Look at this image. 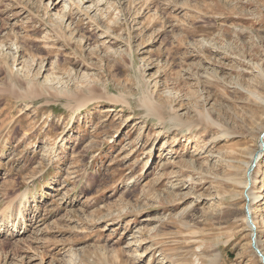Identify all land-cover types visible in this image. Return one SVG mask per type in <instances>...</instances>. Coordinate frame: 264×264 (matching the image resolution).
Instances as JSON below:
<instances>
[{"label": "rangeland", "instance_id": "374dc122", "mask_svg": "<svg viewBox=\"0 0 264 264\" xmlns=\"http://www.w3.org/2000/svg\"><path fill=\"white\" fill-rule=\"evenodd\" d=\"M263 132L264 0H0V264H261Z\"/></svg>", "mask_w": 264, "mask_h": 264}, {"label": "bare ground", "instance_id": "6f19581e", "mask_svg": "<svg viewBox=\"0 0 264 264\" xmlns=\"http://www.w3.org/2000/svg\"><path fill=\"white\" fill-rule=\"evenodd\" d=\"M46 148H45V151L47 152ZM49 150L51 152L53 150V148H51ZM256 150H257V152H256V155H255V158H254V153H251L250 161H248L246 163V170L244 171L245 184H244L243 192L246 190L245 193H243V196L245 198V208H246L244 220L246 221V225H247L250 233H252L254 231L256 232L258 230L257 222L252 217V209H251V206L253 204L254 198H253L252 193H251V188H252L253 183H254V179H253V176H252L253 174L252 173L254 171L253 168H254L255 163H256V158L258 159L260 156H264V146L260 143L259 140H258V145H257ZM248 182H249V184H248ZM247 218H249L251 220V224L254 226V229H252V227L250 226V223L248 222ZM17 225L18 224L16 222H13V221H11L10 223H7V226H9V228L11 229V231L14 230V228L17 229V227H16ZM23 226H24V229H27L28 228L26 223H24ZM23 226H21V230H23L22 229ZM24 232H25V230L22 231L21 233H24ZM259 240H260V237H256L255 243H256V246H257L258 250L260 251ZM254 255L256 256L255 253H254ZM261 256L264 258V254H261ZM256 258L259 260V262H261V260L257 256H256Z\"/></svg>", "mask_w": 264, "mask_h": 264}, {"label": "water", "instance_id": "95a60500", "mask_svg": "<svg viewBox=\"0 0 264 264\" xmlns=\"http://www.w3.org/2000/svg\"><path fill=\"white\" fill-rule=\"evenodd\" d=\"M262 137L264 136V132L261 135ZM254 165V164H253ZM249 173V172H248ZM248 222L250 223V226L252 227V229H254V226L251 224V220L249 218H247ZM256 240V232H252L250 235V244H251V248L254 251V253L256 254V256L261 260V264H264V258L261 256L262 252H260L256 246L255 243Z\"/></svg>", "mask_w": 264, "mask_h": 264}]
</instances>
